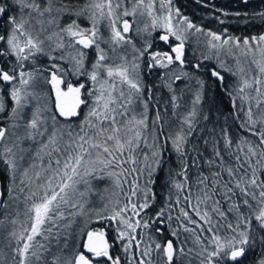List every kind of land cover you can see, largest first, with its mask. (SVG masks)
<instances>
[{
  "label": "snow or ice",
  "instance_id": "obj_1",
  "mask_svg": "<svg viewBox=\"0 0 264 264\" xmlns=\"http://www.w3.org/2000/svg\"><path fill=\"white\" fill-rule=\"evenodd\" d=\"M249 256L264 264V32L176 0H0V264Z\"/></svg>",
  "mask_w": 264,
  "mask_h": 264
},
{
  "label": "trees",
  "instance_id": "obj_2",
  "mask_svg": "<svg viewBox=\"0 0 264 264\" xmlns=\"http://www.w3.org/2000/svg\"><path fill=\"white\" fill-rule=\"evenodd\" d=\"M204 2L209 5H214V7H204L203 3H197V0H176L177 7H180L184 14L188 15L197 24H202L212 30H221L223 28H228L229 32L236 35H248L257 34L259 32H264V22L260 18L253 17L252 14L264 10V0H249V3L245 5L243 0H204ZM215 9H221L222 12H228L230 15L223 16L222 12H216ZM248 13V16H236L234 13ZM215 16H220L224 19L225 24H220ZM247 21V23H245ZM149 83H158L157 77L155 75H150L146 77ZM158 96L167 97V90H158ZM210 150V149H209ZM169 155L173 158V168H178V162L175 160V156L172 153ZM193 169V173H194ZM166 172H160L157 174V179L153 185V191L156 193V203L154 204V209L159 207L160 203L165 199L167 195L166 184ZM4 182V181H3ZM103 187V185H101ZM153 210H150V212ZM175 215V213H173ZM252 259L249 256L248 260H245L244 264H250Z\"/></svg>",
  "mask_w": 264,
  "mask_h": 264
},
{
  "label": "rangeland",
  "instance_id": "obj_3",
  "mask_svg": "<svg viewBox=\"0 0 264 264\" xmlns=\"http://www.w3.org/2000/svg\"><path fill=\"white\" fill-rule=\"evenodd\" d=\"M4 183L6 184V183H7V181H6V180H4Z\"/></svg>",
  "mask_w": 264,
  "mask_h": 264
}]
</instances>
